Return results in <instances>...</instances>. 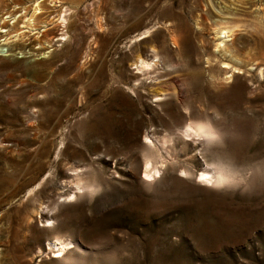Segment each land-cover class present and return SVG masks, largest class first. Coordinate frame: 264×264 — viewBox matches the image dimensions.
Wrapping results in <instances>:
<instances>
[{
    "label": "rangeland",
    "instance_id": "rangeland-1",
    "mask_svg": "<svg viewBox=\"0 0 264 264\" xmlns=\"http://www.w3.org/2000/svg\"><path fill=\"white\" fill-rule=\"evenodd\" d=\"M14 1L0 264H264V0Z\"/></svg>",
    "mask_w": 264,
    "mask_h": 264
},
{
    "label": "bare ground",
    "instance_id": "bare-ground-1",
    "mask_svg": "<svg viewBox=\"0 0 264 264\" xmlns=\"http://www.w3.org/2000/svg\"><path fill=\"white\" fill-rule=\"evenodd\" d=\"M14 3L15 4L18 3L17 5H15L16 7H19V6L22 5L21 2L16 1V0L14 1ZM40 6L44 7L43 5H40ZM28 10L29 9H26V13L25 14L28 13ZM27 16L28 15H25L24 17L27 18ZM10 17H12V14L10 15ZM13 23H14V25L10 27V24L8 23V21H6L3 17L0 16V28H1V30L4 29L3 31H0V38L4 37V38H6V41L7 40H11L13 37H19V40L25 39L28 36V34H27L28 32L23 30L25 27H22V28L19 27V25L21 23V19H18V20L15 19ZM207 130H208L207 128L201 126L199 123L191 124L187 128V130H185V135L187 137H197V136L200 137L203 134H206ZM146 162H147V164H149L146 167V175L151 177V178L155 177V175L158 173V171L156 170V172L154 174H150V169H153V164L151 163L149 157H147V161ZM159 171H160V168H159ZM223 178H224V176L222 175L221 172H217V173L214 174L208 168L204 169L202 174H201V181L203 183L204 182L211 183L213 181H215V183H217V182L222 181ZM57 240H58V243L54 242L53 246L55 248H57L58 251H60L61 253L65 254L67 249L73 248L72 245H74V244H73L72 241H64V240H59V239H57Z\"/></svg>",
    "mask_w": 264,
    "mask_h": 264
},
{
    "label": "snow or ice",
    "instance_id": "snow-or-ice-1",
    "mask_svg": "<svg viewBox=\"0 0 264 264\" xmlns=\"http://www.w3.org/2000/svg\"><path fill=\"white\" fill-rule=\"evenodd\" d=\"M150 179V178H149Z\"/></svg>",
    "mask_w": 264,
    "mask_h": 264
}]
</instances>
